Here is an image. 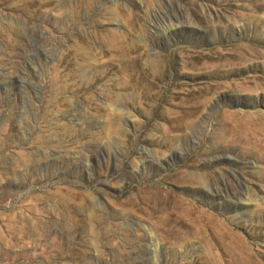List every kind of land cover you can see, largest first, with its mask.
<instances>
[{"label": "rangeland", "instance_id": "obj_1", "mask_svg": "<svg viewBox=\"0 0 264 264\" xmlns=\"http://www.w3.org/2000/svg\"><path fill=\"white\" fill-rule=\"evenodd\" d=\"M0 264H264V0H0Z\"/></svg>", "mask_w": 264, "mask_h": 264}, {"label": "bare ground", "instance_id": "obj_2", "mask_svg": "<svg viewBox=\"0 0 264 264\" xmlns=\"http://www.w3.org/2000/svg\"><path fill=\"white\" fill-rule=\"evenodd\" d=\"M235 126V125H234ZM243 128V127H242ZM237 129V128H236ZM248 130V129H247ZM261 130V129H260ZM244 132V131H243ZM243 132H241L243 134ZM252 134V133H251ZM241 135V134H240ZM245 135V133L243 134V136ZM242 137V136H241ZM246 137V136H245ZM251 137V136H250ZM249 138V137H248ZM254 138V137H253ZM262 144V143H261ZM183 177V176H182ZM185 220V219H184ZM175 221V229L179 232V233H186L188 230L193 229L192 228V224L190 225V223H188L187 221H179V220H174ZM226 234V233H225ZM189 237V236H188ZM233 261V260H232Z\"/></svg>", "mask_w": 264, "mask_h": 264}]
</instances>
